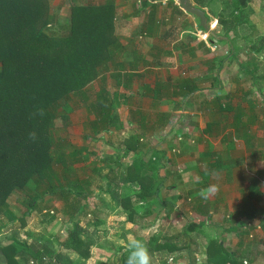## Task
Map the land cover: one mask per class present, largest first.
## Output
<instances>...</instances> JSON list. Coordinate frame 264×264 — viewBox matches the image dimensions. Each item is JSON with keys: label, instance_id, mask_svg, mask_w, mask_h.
I'll use <instances>...</instances> for the list:
<instances>
[{"label": "crops", "instance_id": "obj_1", "mask_svg": "<svg viewBox=\"0 0 264 264\" xmlns=\"http://www.w3.org/2000/svg\"><path fill=\"white\" fill-rule=\"evenodd\" d=\"M48 1L57 21L74 2H87ZM113 2L116 49L107 64L108 69L96 78L103 86L88 91L93 81L82 94V103L95 114L90 118L101 128L90 127L86 131L81 128L83 133L81 140H77L78 145L83 142L90 161H94L96 155L102 153L97 143L104 140L106 148L102 149L107 156L101 159L113 162L111 167L117 170V176L125 169L121 161L132 157L122 154L125 149L133 152L129 144L136 142L141 146L144 160L143 156H148L143 150L150 151L151 156L156 154L159 159L143 161L141 171L156 179L157 196L162 202L159 209L168 212V216L174 215L184 226L192 219L197 228L190 233L223 229L229 240L224 242L219 238L224 246L240 252L246 264H264V91L256 87L261 79L255 80L246 74L237 61L233 72L238 82L236 86L230 65L236 60L231 57L229 45L218 42L222 39L221 31L217 33V45L213 48L214 43L201 38L203 29L199 21L181 7L183 12H180L173 0L152 4L146 10L143 6L141 11L138 5V10L132 11L130 3H135L134 0ZM127 13H142L141 20L137 22L134 18L131 22ZM89 92L93 100H85ZM114 96L128 101L123 105L124 113L118 112L119 116L114 112ZM233 99L237 102L232 103ZM114 113L125 126L119 121L112 124ZM132 113L138 115L136 123L130 117ZM131 124L135 126L130 127ZM67 142L71 145L69 149L77 151L78 159L79 152L73 146L76 140ZM118 143H121L119 149L115 146ZM173 143L180 149L178 157L166 154L165 150ZM120 151L121 159L114 160ZM76 162H72V166ZM110 175L103 182L106 185L103 191L93 185L91 190L109 195L107 184L116 179L115 174ZM118 180L113 184L121 185L119 190L122 191L123 184L120 178ZM212 184L218 191L208 200L202 199L200 190ZM166 219L156 221L164 224ZM168 225L165 227L169 228ZM161 227L156 230L162 235L168 232L167 228H163L166 232H161ZM209 234L206 233L208 240L216 238ZM186 238L184 257L189 259L192 253L204 258L208 241L200 247L201 239L197 244L199 249L192 250L189 233Z\"/></svg>", "mask_w": 264, "mask_h": 264}, {"label": "trees", "instance_id": "obj_2", "mask_svg": "<svg viewBox=\"0 0 264 264\" xmlns=\"http://www.w3.org/2000/svg\"><path fill=\"white\" fill-rule=\"evenodd\" d=\"M86 1L70 5L68 24L59 30L55 24L58 18L51 12L48 0H0V216L9 222L19 221L22 225V216L34 209L37 200H41L39 195L31 194L29 190L39 189L43 199L57 194L67 201L68 188L54 185V181L59 180L55 170L59 169L64 178L72 176L71 163L78 156L77 151L69 149L71 145L57 135V129L68 126L66 109L70 100L83 94L108 69L107 64L117 45L113 0ZM213 1L192 0L195 6L206 12L208 21L214 17L216 24L221 26L222 39L218 42L238 51L239 46L233 43L236 28L246 19L250 0H217L221 3L218 11L212 7ZM176 6L183 12L179 4ZM238 65L245 70L250 67L240 61ZM255 71L249 72L252 74ZM256 87L260 90L264 84L260 82ZM37 106L44 108L45 115L30 118ZM30 131L37 133L35 141L28 138ZM129 167L118 175L123 190H119L121 185H114L111 181L106 191L113 207L126 214L127 222L136 224L140 229L147 228L153 225L155 219L167 218L168 208L167 213L159 209L162 202L157 196L156 179L144 174L140 166ZM103 187L99 186L101 191ZM26 189L30 195L28 206L23 215L16 216L9 208V197ZM82 192L81 189L75 190L72 204L69 202L66 206L73 227L56 250L39 245L38 239H34V243L13 233L6 242H0V264H44L47 257V264L53 257H57L53 259V264H58L64 256L61 248L74 251L86 260L91 256L89 247H102L101 243L95 244L89 237L86 241L82 240L80 234L84 229L74 221L76 215L93 205L89 198V201L83 198ZM169 210H172L171 206ZM4 225L6 223L0 218V228ZM196 228L192 219L187 221L179 230V235L183 236L180 243L178 239L175 242L178 236L170 234V231L162 235L156 230L144 239L153 255V264H157L156 254L173 253L185 248L186 236ZM30 235L27 232V236ZM121 249V252L111 254L109 259L98 264H126L128 248L119 247L118 250ZM204 254L205 258L196 263V257L191 253L189 264H246L240 252L228 249L219 238L208 240ZM77 263L81 261L68 264Z\"/></svg>", "mask_w": 264, "mask_h": 264}, {"label": "rangeland", "instance_id": "obj_3", "mask_svg": "<svg viewBox=\"0 0 264 264\" xmlns=\"http://www.w3.org/2000/svg\"><path fill=\"white\" fill-rule=\"evenodd\" d=\"M177 2L179 3L178 0ZM212 5H213L212 6L213 9L216 11H218V9H220L221 7V3L217 0H215V2L213 1ZM130 6L133 9L132 11L138 9H139L138 11H141V9L143 8V6L140 5V8L137 9L136 3L134 2H131ZM68 13L69 11L64 12V14L61 15L60 20L57 23H55L56 27L59 30H63L64 28H66L65 26H67L68 24ZM245 13H246L245 15L246 19L241 22L242 24L237 26L236 36L233 41L234 44L236 43V45L239 46V50L238 51L231 50V54H232L231 57L232 58L234 57L236 59L235 62L230 63L231 78H233L236 86H238L237 85L238 82L235 81L233 77V72L235 67L234 63L237 62V59H239V61L242 62L243 65H245L246 63L250 66L249 68H246L248 69L245 71L246 74L250 75L253 79H259L258 76H260L261 84H264V79H263L264 0H250L249 6ZM127 14H129V16L131 17L129 19V21L131 22L135 19H137L136 20L137 22L141 20L142 13L136 15H132L130 13ZM211 19L212 20H210V23H213L214 20H216V18L214 17H211ZM124 21H126V18ZM197 21L199 20L197 19ZM217 26L218 24H216L214 28H216ZM226 59H228V57H226ZM253 69H256V71L251 74V72L249 71ZM97 80H99V78L94 80L88 91H95L97 88L103 86L102 81H97ZM244 82L247 81L245 80ZM111 88L113 89V87ZM109 90L110 92H113L111 89ZM262 90L264 91V87H262ZM87 93H85L84 95L86 96ZM82 98L83 95L78 94L77 96H75L70 100V106L68 109H66L67 110L66 112L70 118L69 121L70 125L68 124L66 129H63L62 126H60V128L57 129V135L65 136L67 138L65 139L66 141L68 140L71 142V140L73 141L76 140L73 146H75V148L78 150L80 155L77 160H74L78 162L74 163L75 165L73 164L71 168L72 176H68V177L66 176L67 178H64L59 169L56 168L57 170H55L56 177H59V180L54 181V185L55 186L57 185L58 187H62L64 185L68 188L69 194L67 195V201L58 197L57 194H55L51 198L44 197L43 199L44 195L42 196L39 194L40 193L39 189H35V187H29L35 189V190H29V193L39 195L41 200H37L34 209L28 211L26 215H23V211L28 206V200L30 196L29 194H27L28 190L26 189V191L24 190V192L19 194L18 193L11 194L8 200L9 208L10 210L13 211L14 215L16 216L23 215L22 216L23 223L21 225L19 221L9 222L4 216L1 215L0 216L1 222L6 223V225L0 228V242H6L9 239V237H11L13 233H15L18 238H24L29 241L33 240L34 243H36L34 239L36 240L38 239L39 245H46L48 250H56L59 247L60 242L63 241L64 238L66 237L67 231L72 229L73 227V224L70 222V216L69 214H67L68 208L66 206L68 205L69 202L72 204L74 197L73 193H75V190L81 189L83 190L81 194L84 195L83 198L86 201L89 198L90 204H94L95 207H93L92 205L93 208H91L90 205V208L88 207L87 211L76 215L74 221L78 223V226L80 228L84 229L83 233L80 234L82 240L86 241L87 238L89 237L90 240L96 242L95 244L101 243L102 247H98L97 245H93L89 247L91 256L86 260L83 257H80L74 251L65 250L61 248L62 253H64V256L62 257V259L59 260L58 264H68L69 262L73 263V261L75 260H80L81 261L80 264H98L99 262H105L107 259L110 258L111 254H114L117 251L120 252L122 251V249L118 250L119 247H123L125 249L128 248L127 244L130 238L147 239L148 237L151 236V234H153V232H155L156 229H158L161 226H162L160 228L161 232H166L163 231V228L168 229V227H165L167 223H169L168 225L169 228L173 226L172 229L168 230V232L170 231V234L177 235L178 238L175 239L176 240L175 242H177L178 239V243H180L183 236L179 235L180 234L179 230L184 225L181 222L178 223L177 220L178 218H175L174 215L168 216L167 217L168 219H166L164 224H159L160 222L156 221L155 219L153 226L140 229L137 227L136 224H132L131 222L126 221V214L123 211H121L120 208L113 207L112 201L110 200L108 194L104 196L102 192H96L91 190V185H93V187H95L97 190L98 189L100 190L101 187L99 188V186L102 185L103 187V182L105 183V178L107 177L108 174H111L113 176L115 174L116 179H114L113 181L117 183L119 182L118 179L120 177L117 176L118 174L117 170L111 167V163H113L112 161H109L108 159L105 160L101 159L107 156L106 153L104 152V149L106 148L104 145V140L101 143H97V146L98 148H101L102 153L96 155L94 161H90V158L87 154L88 151L85 150L86 147L83 144V142L79 143L78 145L77 140H81L82 138L81 133H83V131H80L81 128H83L85 131L87 130L86 128H90V127L101 128L100 124H98L97 121H94V119L90 118V116H94L95 114L91 112L92 109L87 110V108L84 106V103H82ZM88 98L89 100H93L92 92H89V95L86 96L85 100H87ZM127 102H128L127 100L126 102L121 101V97L120 98H117V96L113 97V103L115 106L114 109H116L114 112L117 113V116H119L118 112L124 113V109L122 108H125L123 105L127 104ZM235 102H237V100L233 99L232 103ZM258 106H261V103ZM247 110L248 109H246V111ZM116 113H114V115L111 116L112 124L113 122L116 121H119L123 124L124 122L118 120L117 116L115 118ZM259 114L262 115V113ZM141 115H144V113H141ZM130 117L133 119V123H136V121H138V115L132 113ZM145 119L146 118H144L143 121ZM98 122L101 123V120H98ZM160 123H162V121ZM57 124L60 125L59 122H57ZM124 124L123 126H125ZM133 126H135V124L130 125V127ZM76 130L79 131V133ZM74 134L76 135L74 136ZM262 138L264 140V134ZM113 141L116 142L117 140H113ZM135 143L136 142L132 143L134 145L129 144V147L132 148L133 152H129V150L131 149H125V152L122 153L124 155L128 153L127 156L132 155L130 160L124 159L121 161L122 169L123 168L126 169L129 166L130 167L140 166L141 168L143 166L141 164L143 163V161L150 160L151 162L154 160V157L155 160L159 159V157L156 154H154L155 156H151L152 153L150 151H147L146 149L143 150V153L147 154L148 157L144 155L143 157H145L146 160L142 159V153H140L141 146L139 144L137 146V144ZM105 144L109 146L108 145L109 143L108 144L105 143ZM173 145L174 143L170 145L167 148V150H165L166 154H168V157L170 155L173 157V154H175V157H178L179 156L178 154H180L179 152L180 149H178L179 147ZM115 146L118 147L119 149L121 147V143H118ZM102 147H104V149H102ZM117 159H121V151L117 153V157L115 156L114 160ZM102 160L104 161L103 164H102ZM155 168L156 167L153 166V169ZM175 169L181 171V168L178 169L177 167H175ZM93 209H95V212L92 211ZM92 212H94V214H92ZM222 230L223 229L214 230V232L189 233V238L191 239V249L192 250H194V248L199 249V245L197 244L201 239H202L201 240L202 243L200 242L201 243L200 247L204 245V241H208V237L206 233H210L209 234L210 237L214 235L216 238L217 237L221 238L224 242H229L227 237L228 234H225V232H223ZM27 232H29L32 235L28 237ZM197 238L200 239L197 240ZM195 241L196 243L194 244ZM202 258L203 256L201 257L196 256V259L198 260L197 262L202 261ZM53 259H57V257H53L50 264L54 263ZM155 259L157 264H189L191 261V258L186 259L184 257L183 249L174 251L173 254L172 253H163L162 255L156 254ZM47 260L48 257L47 259H45L44 264H47Z\"/></svg>", "mask_w": 264, "mask_h": 264}, {"label": "clouds", "instance_id": "obj_4", "mask_svg": "<svg viewBox=\"0 0 264 264\" xmlns=\"http://www.w3.org/2000/svg\"><path fill=\"white\" fill-rule=\"evenodd\" d=\"M210 39H209L210 42L216 44L217 41L216 39H212L213 41H211ZM44 115H45L44 108L37 106L30 114V118H35L37 116L43 117ZM28 138L32 141H35L37 139V133L35 131H30L28 133ZM217 191H218V187L212 184L206 188L201 189L200 196L202 199L208 200ZM127 247H128V255L126 259V264H153V255L150 251L149 244L146 240L138 239V238H130Z\"/></svg>", "mask_w": 264, "mask_h": 264}, {"label": "water", "instance_id": "obj_5", "mask_svg": "<svg viewBox=\"0 0 264 264\" xmlns=\"http://www.w3.org/2000/svg\"><path fill=\"white\" fill-rule=\"evenodd\" d=\"M181 9L186 12L194 15L198 20L199 24L201 25L204 32L208 34V36L212 39H217V33L221 31V26L218 25L216 28L211 27L207 20L206 12L195 6L192 0H178Z\"/></svg>", "mask_w": 264, "mask_h": 264}, {"label": "built area", "instance_id": "obj_6", "mask_svg": "<svg viewBox=\"0 0 264 264\" xmlns=\"http://www.w3.org/2000/svg\"><path fill=\"white\" fill-rule=\"evenodd\" d=\"M88 1H92V2H95V3H98L99 1L98 0H88ZM136 5H138L140 7V5L144 6L145 10L148 9L149 6H151L152 4H164L166 3L168 0H134ZM176 4H178L177 0H173ZM146 4V5H145ZM116 19V17L114 18V20ZM217 23V20H214L213 23H210L211 24V27H215ZM201 38L205 41H207L209 39V36L206 32H204L202 30V33H201ZM216 44H213L212 47L215 48ZM244 263H246V260L243 261Z\"/></svg>", "mask_w": 264, "mask_h": 264}]
</instances>
